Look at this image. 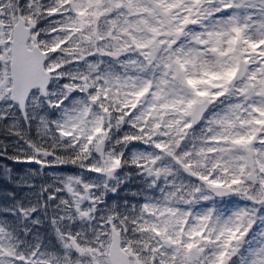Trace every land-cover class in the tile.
I'll return each mask as SVG.
<instances>
[{"label":"snow or ice","instance_id":"snow-or-ice-1","mask_svg":"<svg viewBox=\"0 0 264 264\" xmlns=\"http://www.w3.org/2000/svg\"><path fill=\"white\" fill-rule=\"evenodd\" d=\"M0 180V264H264V0H0Z\"/></svg>","mask_w":264,"mask_h":264}]
</instances>
